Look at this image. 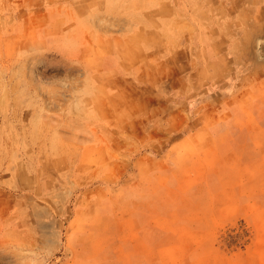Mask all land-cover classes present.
Listing matches in <instances>:
<instances>
[{
	"label": "rangeland",
	"instance_id": "1",
	"mask_svg": "<svg viewBox=\"0 0 264 264\" xmlns=\"http://www.w3.org/2000/svg\"><path fill=\"white\" fill-rule=\"evenodd\" d=\"M0 264H264V0H0Z\"/></svg>",
	"mask_w": 264,
	"mask_h": 264
}]
</instances>
